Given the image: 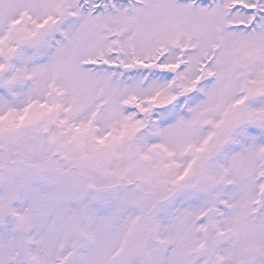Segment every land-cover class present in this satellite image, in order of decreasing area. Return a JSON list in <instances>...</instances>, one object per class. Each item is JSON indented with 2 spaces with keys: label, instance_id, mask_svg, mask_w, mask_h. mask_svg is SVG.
<instances>
[{
  "label": "snow or ice",
  "instance_id": "1",
  "mask_svg": "<svg viewBox=\"0 0 264 264\" xmlns=\"http://www.w3.org/2000/svg\"><path fill=\"white\" fill-rule=\"evenodd\" d=\"M0 264H264V0H0Z\"/></svg>",
  "mask_w": 264,
  "mask_h": 264
}]
</instances>
